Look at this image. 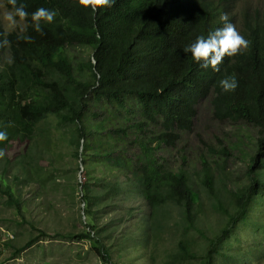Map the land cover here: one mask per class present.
Wrapping results in <instances>:
<instances>
[{
  "label": "trees",
  "instance_id": "16d2710c",
  "mask_svg": "<svg viewBox=\"0 0 264 264\" xmlns=\"http://www.w3.org/2000/svg\"><path fill=\"white\" fill-rule=\"evenodd\" d=\"M17 2L26 5L29 24L31 13L40 7L57 15L53 23L42 25L43 35L27 29L33 42L17 40L18 30L8 32L0 22V41L10 42L0 47V130L8 135L0 149L5 152L12 141H26L23 153L15 157L28 176L23 182L35 177L40 168L31 166L40 164L44 148L59 139L75 146L73 155L82 164L90 155L128 172L124 182L104 180L96 192L89 183H80L86 229L56 234L92 242L97 256L108 262L109 251L94 223V207L100 209L106 201L110 207L116 197L124 200L135 192L150 209L141 245L161 237L169 220L164 209L173 207L181 216L180 225L186 231L196 230L208 242L201 264H214V257L223 264H244L228 240L254 207L264 208V7L242 0H115L112 7L92 12L78 0ZM5 4L10 8L7 0ZM225 13L250 46L234 57L226 56L217 72L202 69L183 49L198 36L223 27L220 16ZM77 47L92 49L86 62L76 63L72 51ZM6 52L10 59H4ZM94 68L101 74L99 80ZM233 75L238 87L223 92L219 81ZM207 97L215 120L247 124L257 140L248 185L234 188L224 183L227 198L218 192L214 166L201 159L200 182L214 210L227 217L224 228L211 237L201 229L203 201L194 176L184 168L170 169L156 154L174 148L180 133L191 130L196 106ZM52 116L59 119L56 133L49 125ZM221 151L229 156L225 145ZM3 158L5 172L10 160ZM49 159L54 167L55 159ZM62 166L60 171L68 177ZM0 194L22 213L21 196L8 184L0 183ZM31 227L39 233L33 232L16 253L49 236L35 223ZM168 257V264H176L195 259L196 254L189 242L180 240Z\"/></svg>",
  "mask_w": 264,
  "mask_h": 264
},
{
  "label": "rangeland",
  "instance_id": "374dc122",
  "mask_svg": "<svg viewBox=\"0 0 264 264\" xmlns=\"http://www.w3.org/2000/svg\"><path fill=\"white\" fill-rule=\"evenodd\" d=\"M242 1L259 8L264 7V0ZM6 8L5 0H0V22L9 32L3 20ZM73 54L77 56L76 63H84L92 54V49L77 47L72 51ZM4 59H10L9 52L5 53ZM48 120L50 128L56 133L57 126L60 125L59 119L52 116ZM64 130L61 125V131ZM67 142L59 139L53 147L44 148L41 154L43 161L31 166L34 169L40 168V171L28 182L22 181L28 176L15 160L25 150L26 141H12L5 150V155L10 160L5 172L2 171L6 165L5 159L0 158V183L4 186L8 184L17 196H21L22 201V213H19L0 194V264H168V256L177 251L180 240L191 244L196 258L176 264L202 263L207 240L194 229L186 231L180 225L182 220L179 212L173 207L164 209L169 220H166L168 226L160 233L161 237L156 240L150 237L146 245L140 244L144 226L149 221L150 209L146 201L135 192L123 196L124 200L116 197L110 207L105 205L107 201L104 206L101 204L100 209L94 207V223L100 229L102 244L109 251L108 262L97 256L92 242L58 236L57 232L86 229L87 219L82 211L80 183H89L92 192H96L100 190L99 184L102 181L119 178L124 182L128 174L125 169L98 161L90 155L85 156L89 160L87 164L80 163V159L73 155L75 146H69ZM222 145L226 146L229 156L221 151ZM256 148L254 129L247 124L236 125L215 120L212 116L211 97H207L196 106L191 130L180 133V139L174 148L157 151L156 154L165 158L170 169L184 168L194 176L203 201L199 213L203 222L201 229L208 236L218 235L224 228L227 217L214 210L213 201L200 182L202 157L207 158L214 166L218 192L227 198L225 184L234 188L248 185L251 174L250 156ZM46 159H55L56 165L53 167ZM63 164V171L68 173V177L60 171ZM31 223H35L36 227L46 231L49 236L42 237L32 246L16 253V249L21 248L33 232L34 235L39 233L31 227ZM263 226L264 208L256 206L249 218L230 233L228 244L232 245L233 251H238L239 257H236L244 264H264ZM213 263L223 264L220 257H214Z\"/></svg>",
  "mask_w": 264,
  "mask_h": 264
},
{
  "label": "clouds",
  "instance_id": "9594fccd",
  "mask_svg": "<svg viewBox=\"0 0 264 264\" xmlns=\"http://www.w3.org/2000/svg\"><path fill=\"white\" fill-rule=\"evenodd\" d=\"M79 4L86 5L91 8L92 12H96L99 8H110L115 3V0H78ZM10 8H6L3 13V20L6 22L9 32L18 29L17 40L33 42V37L26 35L27 29L32 27L36 33L43 35V24H51L57 15L55 10H49L44 7L36 9L31 13V24H29V13L26 10V5L17 2V0H7ZM220 21L223 27L209 32L205 37L198 36L194 42L184 47V53H190L194 62H197L202 69L211 68L212 71L220 70L219 66L223 63L224 58L234 57L246 51L250 46L248 41L237 30L236 26L229 21L228 14H222ZM10 42L7 39L0 41V47L8 46ZM93 71L96 74L97 80L101 78V74ZM221 90L225 93L234 92L238 87V81L233 75L225 77L219 81ZM11 126V123L6 127ZM8 135L6 131L0 130V142L6 141ZM5 152L0 149V158H3Z\"/></svg>",
  "mask_w": 264,
  "mask_h": 264
}]
</instances>
